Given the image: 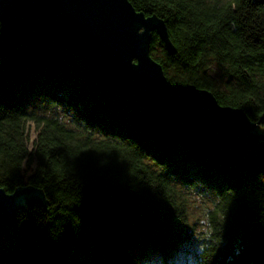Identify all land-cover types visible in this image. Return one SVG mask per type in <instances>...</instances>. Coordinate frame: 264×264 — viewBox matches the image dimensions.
I'll return each instance as SVG.
<instances>
[{
  "label": "trees",
  "instance_id": "trees-1",
  "mask_svg": "<svg viewBox=\"0 0 264 264\" xmlns=\"http://www.w3.org/2000/svg\"><path fill=\"white\" fill-rule=\"evenodd\" d=\"M129 1L165 21L175 53L154 32L151 55L161 48L152 57L172 84L208 90L264 128V0ZM210 60L227 77L224 90ZM33 100L68 111L72 126L34 116ZM31 120L39 128L33 152ZM173 182L219 196L223 218L212 240L192 250L195 264H264V153L231 154L170 132L129 87L105 76L89 48L64 39L23 48L0 23V187L30 184L47 199L0 228L10 243L0 264H172L194 240Z\"/></svg>",
  "mask_w": 264,
  "mask_h": 264
},
{
  "label": "water",
  "instance_id": "water-1",
  "mask_svg": "<svg viewBox=\"0 0 264 264\" xmlns=\"http://www.w3.org/2000/svg\"><path fill=\"white\" fill-rule=\"evenodd\" d=\"M0 23L23 48L43 51L59 39L91 50L111 82L129 87L160 125L185 132L231 154L264 153V128L241 108L222 106L215 95L191 84H172L151 55L153 33L175 53L166 23L138 12L129 0H0ZM47 207L42 189L0 187V228L30 204Z\"/></svg>",
  "mask_w": 264,
  "mask_h": 264
},
{
  "label": "rangeland",
  "instance_id": "rangeland-1",
  "mask_svg": "<svg viewBox=\"0 0 264 264\" xmlns=\"http://www.w3.org/2000/svg\"><path fill=\"white\" fill-rule=\"evenodd\" d=\"M208 3H224L228 0H205ZM152 55L154 58L162 55L161 48H156ZM212 61V60H210ZM210 66V75L215 80L216 85L220 90L226 88V75L224 71L213 65ZM168 74H174L173 71H169ZM29 110L41 118H56L67 124L69 127L72 126L70 122V117L68 111L54 107L51 104L43 100H33L29 104ZM39 128L34 121H28L26 124V143L30 152L35 150V144L38 139ZM147 164L153 169L158 170L156 166L150 160H146ZM35 165L32 166V169ZM27 165L24 166L23 173L27 177L32 175V171L26 172ZM176 185L177 200L184 205L187 212V223L190 229L194 232V240L192 243L184 245V249L176 256L175 262L172 264H195L192 255L196 251L192 250H202L205 245H207L213 237L215 230V223L221 222L223 215L217 210L219 204V196L214 190H211L203 185H196L194 187H187L181 183L173 182ZM219 225H217L218 227ZM222 230V228H221ZM9 241L5 237H0V252L5 254L9 248ZM161 264L160 260H155L150 263Z\"/></svg>",
  "mask_w": 264,
  "mask_h": 264
}]
</instances>
